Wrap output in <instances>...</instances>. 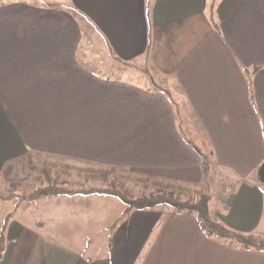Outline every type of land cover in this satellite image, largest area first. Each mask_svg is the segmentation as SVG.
Masks as SVG:
<instances>
[{
    "label": "crops",
    "instance_id": "obj_1",
    "mask_svg": "<svg viewBox=\"0 0 264 264\" xmlns=\"http://www.w3.org/2000/svg\"><path fill=\"white\" fill-rule=\"evenodd\" d=\"M179 113L221 176L212 214L264 240V0H0V174L37 150L189 179L208 153ZM18 219L0 264H264L163 207L117 218L96 258Z\"/></svg>",
    "mask_w": 264,
    "mask_h": 264
},
{
    "label": "rangeland",
    "instance_id": "obj_2",
    "mask_svg": "<svg viewBox=\"0 0 264 264\" xmlns=\"http://www.w3.org/2000/svg\"><path fill=\"white\" fill-rule=\"evenodd\" d=\"M176 119L180 122L184 136L191 140L193 145L208 153V150L205 151L203 139L197 135L198 132H193L186 124L185 116L179 113ZM206 158V164L199 172L193 170L195 174L191 173L189 179L179 178V181L171 178L169 174L161 176L149 171H97L103 167L100 162H94L92 170L85 169L84 165H76L79 171H73L74 159L32 150L25 156L6 163L2 169L0 230L4 216L19 218L33 229L23 236L30 242L38 234L51 236L65 246L77 248L86 257L96 258L104 255L111 246V229L116 219L123 216L125 203L118 197L106 194L55 195L26 200L27 194L44 186V171H53L58 181L77 189L111 186L134 197L147 195L157 189L174 190L183 195L187 192L194 195L199 191L211 194L210 190L215 193V187L219 186L221 176L216 173L212 156L208 153ZM196 178H200V181L197 182Z\"/></svg>",
    "mask_w": 264,
    "mask_h": 264
},
{
    "label": "trees",
    "instance_id": "obj_3",
    "mask_svg": "<svg viewBox=\"0 0 264 264\" xmlns=\"http://www.w3.org/2000/svg\"><path fill=\"white\" fill-rule=\"evenodd\" d=\"M187 141L192 144L191 140ZM44 186L27 194L26 200L32 201L40 197L55 195H91L106 194L118 197L126 205L124 214L132 210H149L163 207L173 213L192 215L201 231L208 238L217 240L227 246L244 250H263L264 240L256 233H242L227 228L210 210L212 195L207 191H199L194 195L176 193L174 190L157 189L147 195L134 197L114 187L106 188H74L65 182H60L53 171L43 172ZM123 214V215H124ZM10 219L6 216L0 230V260L3 258L5 246V226Z\"/></svg>",
    "mask_w": 264,
    "mask_h": 264
},
{
    "label": "water",
    "instance_id": "obj_4",
    "mask_svg": "<svg viewBox=\"0 0 264 264\" xmlns=\"http://www.w3.org/2000/svg\"><path fill=\"white\" fill-rule=\"evenodd\" d=\"M203 160H204V162H206V158L205 157H203Z\"/></svg>",
    "mask_w": 264,
    "mask_h": 264
}]
</instances>
